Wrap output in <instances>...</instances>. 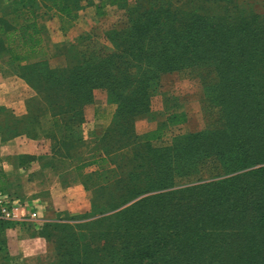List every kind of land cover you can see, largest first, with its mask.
<instances>
[{"label":"trees","instance_id":"16d2710c","mask_svg":"<svg viewBox=\"0 0 264 264\" xmlns=\"http://www.w3.org/2000/svg\"><path fill=\"white\" fill-rule=\"evenodd\" d=\"M178 1L109 0L126 18L124 28L105 32L109 53L80 39L58 45L57 67L47 60L9 63L6 72L21 77L35 96L25 101L23 116L0 107V134L49 142L52 157L20 155L18 168L42 160L51 168L65 163L79 180L82 165L73 161L81 140L74 129L84 120L92 90L104 89L116 105L105 129L115 142L94 150V163L130 166L135 180H147L141 195L154 193L111 216L116 228L106 227L105 264H264V14L202 15L177 8ZM203 1L230 6L237 0ZM11 10V0H0V12ZM187 69L202 73L204 100L213 111L207 129L161 146L152 142L159 136L136 137L134 122L148 110L160 77ZM183 179L197 181L175 188ZM139 221L146 226L132 232L131 223Z\"/></svg>","mask_w":264,"mask_h":264},{"label":"rangeland","instance_id":"374dc122","mask_svg":"<svg viewBox=\"0 0 264 264\" xmlns=\"http://www.w3.org/2000/svg\"><path fill=\"white\" fill-rule=\"evenodd\" d=\"M174 6L192 8L202 15L264 14L261 0H237L230 6L209 1L206 3L203 0H179ZM107 20H117L114 28L126 26L122 11L112 12ZM94 36L96 52L109 53V42L99 33ZM261 39L263 41L264 36ZM262 41L259 40L256 45L263 46ZM59 63L56 59H50L52 67ZM201 76L202 73L194 69L161 76L155 93L148 95V110L134 122V135L142 139L152 135L159 136L158 142H152L161 146L168 144L178 134L207 129L213 111L208 109L209 104L204 100ZM108 95L104 89H93L91 103L82 108L84 120L78 129H74L81 140L77 158L73 161L74 165H82L80 172L78 171L79 180L78 175H73L69 167L64 166L65 163L54 162L51 168L46 160L33 162L30 168L16 172V178L11 181L8 191L9 196L24 207L25 217L17 221H0V264H105L108 258L107 251L103 253V249L106 245L107 250L110 240L106 238L110 233L106 227L110 225V230L116 228L111 227L114 221L111 216L154 194L141 195L148 189L147 180H142L141 177L135 180L132 176L136 173L135 169L131 170L130 166L115 168L113 165L104 167L94 163L97 158L92 153L94 150L103 144L104 147H114L115 135H105V129L109 127L116 110V105L109 102ZM123 96L127 97L129 94L124 93ZM4 108L23 116L27 107L24 103L10 104ZM85 116L91 120H86ZM169 116L172 120L164 126L163 119ZM173 116L178 118L174 119ZM186 116L192 121L187 127L182 125L184 120L179 121ZM46 142L48 152L35 157H52L50 144ZM103 155L104 153L101 156ZM120 155L116 159L119 160ZM95 174L102 176L104 180H86L88 176ZM154 181L160 184L163 180ZM195 181L197 180H176L175 188L191 185ZM107 197L112 200L111 204ZM97 204L99 207L93 208ZM112 207L116 209L113 210ZM148 210L152 211L149 205ZM131 224L132 232L146 226L140 221ZM53 225L60 226V230L55 231ZM121 225L122 223H118V228Z\"/></svg>","mask_w":264,"mask_h":264},{"label":"crops","instance_id":"0c3cea01","mask_svg":"<svg viewBox=\"0 0 264 264\" xmlns=\"http://www.w3.org/2000/svg\"><path fill=\"white\" fill-rule=\"evenodd\" d=\"M21 1L11 0V12H0V107L23 105L35 96L21 77L6 72L9 63L21 58L20 66L24 67L40 60H47L50 64V59H56L59 66L62 59L54 53L58 45L75 44L80 39L91 42L97 33L105 39V32L118 23L117 20H107L109 15L120 11L109 0H32L31 4ZM14 114L18 116L16 112ZM85 119L91 120L86 116ZM191 123L186 116L182 125L187 127ZM197 132L199 130H191L178 135ZM47 147L43 138L31 140L25 135H15L4 139L0 134V192L10 190L11 181L21 170L16 163L18 156L44 154L48 152ZM32 165L33 162L27 168ZM6 194L10 195V192Z\"/></svg>","mask_w":264,"mask_h":264},{"label":"built area","instance_id":"2783aa9c","mask_svg":"<svg viewBox=\"0 0 264 264\" xmlns=\"http://www.w3.org/2000/svg\"><path fill=\"white\" fill-rule=\"evenodd\" d=\"M24 217V207L6 192H0V221H17Z\"/></svg>","mask_w":264,"mask_h":264}]
</instances>
